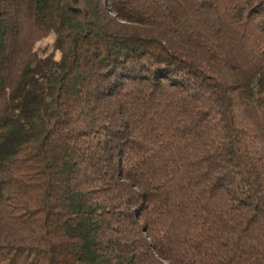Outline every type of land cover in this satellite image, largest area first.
<instances>
[{"label":"trees","instance_id":"obj_1","mask_svg":"<svg viewBox=\"0 0 264 264\" xmlns=\"http://www.w3.org/2000/svg\"><path fill=\"white\" fill-rule=\"evenodd\" d=\"M0 264H264V0H0Z\"/></svg>","mask_w":264,"mask_h":264}]
</instances>
